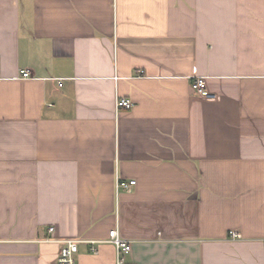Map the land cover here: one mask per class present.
<instances>
[{
  "label": "crops",
  "instance_id": "1",
  "mask_svg": "<svg viewBox=\"0 0 264 264\" xmlns=\"http://www.w3.org/2000/svg\"><path fill=\"white\" fill-rule=\"evenodd\" d=\"M114 228L128 264H264V0H0V264H115Z\"/></svg>",
  "mask_w": 264,
  "mask_h": 264
},
{
  "label": "built area",
  "instance_id": "2",
  "mask_svg": "<svg viewBox=\"0 0 264 264\" xmlns=\"http://www.w3.org/2000/svg\"><path fill=\"white\" fill-rule=\"evenodd\" d=\"M21 75L23 77H30L31 73L29 69H21ZM192 89L200 96L211 98L214 97L215 94L209 90L207 85V77L206 76H197L192 81ZM134 105L133 101L128 97L117 96L115 101V110L118 114L121 109H130ZM136 183L135 179L131 180H123L120 177L117 178V191L120 189L123 190H131L132 186ZM53 230V228H50ZM232 237H240V233L233 231L231 232ZM62 246L60 249V254L57 258V264H77V254L79 252V243L78 239H65L62 240ZM92 243H96L98 241L93 240ZM101 242H109L112 243L116 248V260L115 264H128L127 257L131 253L132 243L130 240L125 239L121 236L119 229L114 228L110 230L109 236L105 240H101ZM93 252H97L96 247H92Z\"/></svg>",
  "mask_w": 264,
  "mask_h": 264
}]
</instances>
